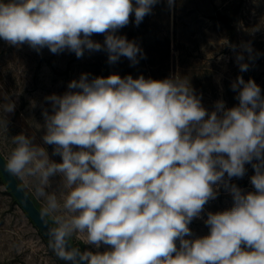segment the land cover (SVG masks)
<instances>
[{"label":"clouds","instance_id":"1","mask_svg":"<svg viewBox=\"0 0 264 264\" xmlns=\"http://www.w3.org/2000/svg\"><path fill=\"white\" fill-rule=\"evenodd\" d=\"M156 3L0 0V39L80 58L85 49L101 50L91 36L104 34L110 63L123 56L136 64L142 50L115 33L133 12L138 26ZM167 3L171 9L175 0ZM241 47L252 59L251 44ZM236 60L242 72L248 70L243 53ZM88 77L69 83L79 91L46 98L53 114L43 113V141L55 146L53 154L62 162L51 161L21 133L11 138L15 147L5 165L13 176L36 179L37 195L46 198L41 216L55 225L47 234L56 256L66 264H264V97L256 82L238 77L231 87L239 89V105L225 109L217 101L209 113L184 77ZM0 96L3 113L13 112L8 94ZM6 124L0 120L5 129ZM254 159L256 192L242 194L232 185L234 206L208 214L210 235L185 239L191 235L188 225L215 198L213 185L227 187L225 173L243 177L245 164ZM56 175L62 178L59 198L46 191ZM74 236L111 250L69 248Z\"/></svg>","mask_w":264,"mask_h":264},{"label":"rangeland","instance_id":"2","mask_svg":"<svg viewBox=\"0 0 264 264\" xmlns=\"http://www.w3.org/2000/svg\"><path fill=\"white\" fill-rule=\"evenodd\" d=\"M132 2L135 4V0ZM115 35L134 41L142 50L143 58L138 53L136 64L123 56L110 63L109 54L103 48L104 34L91 36L93 41L102 45V49H85L80 58L68 50L54 54L44 47L37 52L26 43L14 46L0 39V92L7 93L15 103L11 113H3L0 109V120L7 121L6 129L0 126V153L7 160L15 147L11 138L23 133L32 138L34 145L44 148L51 161L62 162L61 156L53 154L55 146L43 141L46 134L43 113L53 114L52 103L46 98L79 91L69 89L68 85L73 80L78 81L82 74H89V80L112 74L121 78L131 75L134 79L143 75L145 79L153 80L184 77L209 113L215 110L217 101L222 100L225 109L239 105V89L231 87L238 77H243L245 82L254 80L264 97V0H175L171 9L167 0H158L138 26L133 12L129 24L118 29ZM245 43L251 44L252 59L241 47ZM231 45L236 46L235 50ZM240 53L244 55L243 63L249 65L247 71L242 72L236 60ZM3 102L0 96V103ZM74 150L79 149L74 146ZM254 163H257L255 159L245 164L243 177L229 178L225 173L223 179L227 187L224 183L213 185L215 198L210 199L200 217L188 225L191 235L185 239L195 240L210 235V227L205 223L208 214L231 210L234 206L230 191L232 185L238 187L242 194L256 192L251 183V177L255 175ZM17 178L42 210L46 206V198L37 195L36 179L31 176ZM50 182L46 191L55 192L59 198L62 178L56 175L50 177ZM72 241L83 252L111 250L110 245L102 244L96 248L75 236ZM179 243L177 240V247ZM0 264H61L1 174Z\"/></svg>","mask_w":264,"mask_h":264},{"label":"water","instance_id":"3","mask_svg":"<svg viewBox=\"0 0 264 264\" xmlns=\"http://www.w3.org/2000/svg\"><path fill=\"white\" fill-rule=\"evenodd\" d=\"M7 163V159L0 153V173L10 189L12 195L16 198L18 203L25 210L27 215L31 218V220L35 223V225L39 228V230L44 234V236L49 240L48 237V228L55 227L52 221L48 217L41 216V209L36 205L32 197L27 193L24 189L20 181L16 176L9 174L5 165ZM69 248L77 247L73 241L68 245Z\"/></svg>","mask_w":264,"mask_h":264},{"label":"trees","instance_id":"4","mask_svg":"<svg viewBox=\"0 0 264 264\" xmlns=\"http://www.w3.org/2000/svg\"><path fill=\"white\" fill-rule=\"evenodd\" d=\"M1 174V173H0ZM31 197H32V199L34 200V202L36 203V205L40 208V205L37 203V201H36V199L31 195ZM51 221H52V219L50 218V217H48ZM53 223V222H52ZM46 238V237H45ZM47 239V238H46ZM47 241H48V243H49V240L47 239ZM76 245V244H75ZM78 247V246H77ZM79 249H80V251L81 252H83V250L80 248V247H78ZM60 263L61 264H66V262L65 261H63V260H60Z\"/></svg>","mask_w":264,"mask_h":264}]
</instances>
